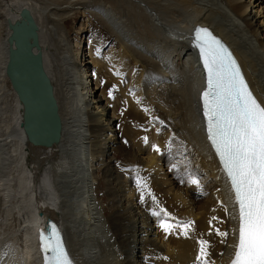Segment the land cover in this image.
<instances>
[{
    "label": "bare ground",
    "instance_id": "1",
    "mask_svg": "<svg viewBox=\"0 0 264 264\" xmlns=\"http://www.w3.org/2000/svg\"><path fill=\"white\" fill-rule=\"evenodd\" d=\"M149 1L151 6L148 9L150 13L147 15L146 12L148 17L141 13L142 10L139 11L141 14L135 13L136 10L134 12L133 8L130 9L131 6L129 11L124 10L131 13L132 19L129 17L128 23L132 26L135 24L133 28H136L139 35L133 34L127 29V23L116 17L121 14L118 3L116 7L109 4V8L97 7L96 14L99 19H96L98 23L101 21L104 24L109 35L117 43L116 50L110 47L108 51L111 58L114 56L113 60L119 64L115 67H121L118 72L120 79L121 74H129L126 83L128 96L122 94L123 98L126 101L129 99V103L132 100L133 111L149 119L147 127L151 130L164 131V134H167L166 130L170 128L166 122L163 129L158 125L157 113L171 122L172 133L169 137L174 141H184L180 157L191 163L198 175L195 176L201 184L202 192L200 195L201 190L191 184L177 186L174 170L168 168L167 160L162 164L165 155L154 149L147 150L143 142L130 158L132 167L140 174L136 175L133 181L136 187L139 186V190L135 188L137 191H134L135 189L125 181H115L109 173L104 175L111 185V192L115 193L118 189L123 195L122 198L110 195L107 197L110 198L111 204L104 218L99 206L94 203V184L89 186L87 183L86 170H89L91 182L94 181L92 164L88 161L92 159L88 158L91 154L90 146L92 145L93 151L100 155L99 160L95 158L98 160V166L108 165L111 160L106 157L104 162L101 158L102 155L110 153L107 149L112 147L117 138L114 132L119 130L115 127L119 122L126 127L124 118L119 120L121 116L118 115L121 114L115 112V102L105 98L104 89L107 83L103 86L102 97L100 84L92 75V71L97 68L95 70L99 80L101 74L107 79L105 68L108 67L105 59L100 57L101 53L97 55L99 49L94 51L95 48L91 45L87 47V52L85 43L81 40L78 50H71L67 42V54L65 53L62 59L58 56L56 60L59 65L57 62L56 67L51 64V71V58L46 51V38L42 28V15L48 16L47 11H44L46 8H36L25 1L10 0L4 11L0 12V32L4 33L0 43V79L10 91L7 92L13 99L15 117V133L10 135L9 140L13 138V143L10 150L6 147L8 152L2 146L5 143L1 145L3 138L0 139V182L3 178L15 176V171L18 178V189L12 191L10 188L12 192L8 189L5 196L3 191L0 192V210H5L9 215L15 212L13 220L18 222L17 231L24 236L25 244H19L20 248L24 249L26 264H40L37 257L38 246L32 240L31 230L35 227L44 228L48 216L54 218L65 234L71 257L76 264H200L197 260L199 240L209 241L206 249L211 264H228L234 252L235 230L238 225V221L233 218L236 215V206L219 164L198 124L195 90L200 70L196 65L195 55L184 41V35L186 30L200 24L211 28L215 34L227 41L238 56L258 100L264 104V11H261L264 7H260L264 0H178L179 3L174 0L177 4L168 2L169 0ZM109 2L113 3L112 0ZM118 2L120 3V0ZM59 4L61 5L62 1ZM169 4H172L171 7ZM23 7L30 10L38 25L44 69L53 85L59 107L61 135L59 142L51 147L33 145L27 141L20 126L21 105L4 73L8 48L6 39L9 34L7 22L17 19ZM169 7L175 8L176 14L171 23L181 22L178 27L166 20ZM52 13L51 18L55 20L56 15ZM48 31L50 32V29ZM61 43L62 41L61 46L65 44ZM67 58L70 60H66ZM76 61L80 63L76 64ZM145 66H149L148 69ZM146 71L148 74L147 77L144 76V82L141 79L138 83V73L143 75ZM133 72L136 75H133ZM160 80L166 82L160 84ZM111 108L114 116L109 114ZM166 125L167 129L164 128ZM150 139L158 140V137L150 132ZM118 149L119 147L116 150L113 147L111 152ZM10 156L17 158L13 166L7 163ZM5 182L0 183L1 190ZM143 184L150 189L147 199L143 197ZM154 194L157 197L153 196ZM25 210L27 217H20L19 213L23 215ZM162 220L173 225L167 234L160 227ZM189 220L194 223L185 236L182 228L177 225ZM216 229L229 232L230 235L222 238L216 234ZM131 239L133 241H130ZM20 240L22 241L21 237ZM130 242L132 246L129 249ZM13 258L14 256L5 261L4 256L0 259V264H8L9 260L12 262L10 264H22L18 256L14 262Z\"/></svg>",
    "mask_w": 264,
    "mask_h": 264
},
{
    "label": "rangeland",
    "instance_id": "2",
    "mask_svg": "<svg viewBox=\"0 0 264 264\" xmlns=\"http://www.w3.org/2000/svg\"><path fill=\"white\" fill-rule=\"evenodd\" d=\"M9 1L10 0H0V12L1 11H4V7L7 6V3ZM14 1L15 2L16 1H25V2H27V4L32 5V6L36 7V8H46V9H44V11H47L48 16L45 17V15H42L43 16V18H42L43 19L42 20L43 21L42 22V26L43 27L42 28L44 30L43 35L46 38V41H45V43H46L45 44L46 45V51L48 52V54L50 55V58H51V62H49L50 63L49 69L51 71L53 70L51 64H53V65L55 64V67H56L57 64L59 65L58 60H56V59H58V56H59L60 59H62V56H65L67 54L66 53V47H67V45L71 46V48H70L71 50H73L72 48H74L75 50L80 49V46H79V45H81V44H79V41L80 40H81V42H83V44L85 43V47H89V45L93 46L95 48V49L93 48L94 51L97 50V48H98L99 50H98L97 55L99 53H101L102 56H100V57H102L103 60L105 59V62H106V65L107 66L106 65H104V66L108 67V68H105V70L107 72V79H106V77H104L101 74V76H102L101 77V80L103 82L101 80H99V77H98V74H97V71H96V77H97V80H98V82L100 84L99 91H100V93L102 92V95H103L102 97H104V91H105V95H107L113 101V103L115 102V104L117 105L116 107H114V108H116L115 109V112L118 111V113L121 114V115H118L119 117L121 116L119 120H123V118H124V120H125L124 123H126V127H123L122 124H119L118 125L119 126L118 127L119 128V131H115L114 132V134L117 135V138L115 139L114 143H112L113 145H112L111 148L113 149V147H114L115 150H116V148L119 147V149L117 151H113V152H111V150H112L111 148L110 149H107V150H109L110 153L107 154L106 156L105 155H102V158L101 159H103L104 162H105L104 159H106V157H108L111 160L108 163V165L106 164L107 166L104 165V164L102 165L103 167L102 166H98V160L100 158V155L98 153H95L93 151V146L92 145L90 146L91 147L90 148V153L91 154L88 156V158L92 157V159L90 158L88 161H91V164H92L91 172L93 174V180L95 182L94 181L91 182V177H89L90 176L89 175V170H86V173L88 175L87 176V183H88L89 186L92 183L94 184L93 190L91 189L93 191V195H94V192L96 194V200H94L95 201L94 203L99 206V209H100L101 213L103 214L102 217L104 218V217L107 216L108 206H109V204H111V202L109 200L110 198L107 199V197H109V195H110L111 197L122 198V196H123L122 193L120 192L121 190H118L117 189V191L115 193H112L111 192V185L108 183L107 177L104 176V175H106L107 173H109L110 175H112V177L114 178L115 181H118V180L119 181H125L130 187L133 188V190L135 188L137 190H139V186L136 187L137 185H135L136 183L133 182V181H134L136 175H140V174L137 173V169L136 168L132 167L131 162H130V158H132V156L135 154L134 153L135 150L137 148H139L143 144V142H145V138H147V142H145L143 145H144V147L147 150H150V151L153 150V145H155L157 147H159L161 145V147H159L161 151H163L164 153L174 154V152L178 148H180L181 147V144H182L179 141H176V140L174 141L173 139H171V137H169L170 132L168 133V131H169L170 128H168L167 125L169 124V126H170V123L171 122H169L167 119L165 120V118H162L163 121H164L162 123L160 121H158V125H161L162 126V129H163V124L166 122L165 124H167V125L164 126V128L165 129L168 128L166 130L167 131L166 132L167 134H164V131L163 132H160L158 130L157 131H154V135L155 136L157 135L158 140H151L150 139V132H152V131L145 130L146 128H148L147 127V119H146V117H143L140 114H138L137 112L133 111V109H132V103H134L133 101H131L129 103V99H127V101H124L123 100L124 99L123 98L124 90L123 89H120V83H121V81H122L123 78H125L127 80L128 79L127 77H128L129 74L127 72L124 73L123 75L121 74V79H120V77H119L120 75L118 74V72H119V70H120L121 67H119V68H116L115 67L116 65H119V64L116 63L113 60L114 59V56H112V58H111V56L109 55V51H108L110 47L113 48V49H115V48L117 49V43L113 39V37H111L109 35V32L105 29L104 24L101 21H100V23H98V19L99 18L97 17V14H96L97 13V9H96L97 7H100V6L106 7L107 6L106 8H109V6H111V5H115V7H116V5L118 3L119 6H120V7L118 6L120 8L119 11L121 12V14L122 13H124V14H122V15L120 14V16L119 15H116V17H118L122 22L123 21L126 22L127 23V26H128L127 29L130 30L133 34L136 33V35H139V33L136 32L137 31L136 28H133V26H135V24L132 26L130 23H128L129 22V17L132 19L131 13L128 12L129 11L128 9L131 6L130 9L133 8L134 12L136 10L135 13L139 14L141 12L140 10H142L141 13H143V14L146 15V12H147V15H148L150 13L148 9L151 6V3H148V2H150L149 0H145L146 3H145L144 0H142V1H140V0H134V2L132 0H130L131 2H129V0H127V1L126 0H120L121 5L124 4L121 7V5L118 2V0H117V2H115V0H112L114 4L113 3H110L111 1L109 2V0H104V2H103V0H14ZM61 1H62V4L60 5L59 3ZM143 1H144L145 4L143 3ZM175 1H177V3H179L178 0H175ZM175 1L174 0H169L168 2H171V3L174 2V3H176ZM98 2L101 3V4H99ZM135 2H136V4H135ZM140 2H142V3H140ZM108 4H109V6H108ZM134 4L136 5V7H135ZM146 4H150V5H146ZM171 5L172 4H169L170 7H171ZM146 6H148V8ZM70 7L73 10L72 9L70 10ZM170 7H169V9H170V11L172 13L170 11L168 12V14L166 15V20L171 25H176L178 27L181 24V22H176L175 23V21H174L175 24L174 23H171V22H173L172 18H173V16H175V14H176L175 12L176 11H175V8L172 7V9H171ZM260 7H264V2H263V4H261ZM121 8H123V9H121ZM124 10H128V11H125L124 12ZM261 11H264V9H261ZM50 12L51 13L53 12L54 15H56V17L54 15H52L53 17H55V20L51 18V15H50L51 13ZM127 12H128V14H127ZM96 18H98V19H96ZM91 24H95V26L97 27V36H94V39H95V41H96L97 44H94L93 41H91L90 36H88L89 35V32L94 30V27ZM102 26H104V27H102ZM47 28L50 29V32L48 31ZM86 36L88 38H86ZM98 36L100 37V42H103V45L102 46H100V44H98V41H99ZM3 37H4V33L3 32H0V43H1V40H2ZM84 37H85V39H83ZM87 39L89 41V44H87ZM109 39H111V40H109ZM60 41H62V43H65V44L63 46H61L60 45ZM67 42H68V44H67ZM70 43H72V44H70ZM72 45H75V46L73 47ZM100 47H102V50H100ZM61 49H63V50L65 49V50L63 51ZM87 52H88V50H87ZM82 53L84 54L85 52H82ZM85 59H86V57H85ZM66 60H70V59L67 58ZM56 62H57V64H56ZM78 63H80V61H76V64H78ZM70 65L72 66L71 62H70ZM109 66H110V68H109ZM148 67L149 66H147V67L145 66V68H147V69H148ZM114 68H115V71H113ZM95 69H97V68H95ZM132 70H134V68H132ZM134 72H133V75L135 74ZM146 74H148L147 71L143 75H142V73H138V75H137V80L138 81L137 82L138 83L141 82V79L143 80V78H145L144 76H146ZM150 81H151V79H150ZM160 81H161L160 84H163V82L164 83L166 82V81H162V80H160ZM143 82H144V80H143ZM94 83H93V87H94ZM106 83H107V87L103 91V86ZM160 84H158V85H160ZM122 88H124V85H123ZM110 90L112 92V96H109V91ZM7 91H9V90L6 87V83L4 84L1 81V79H0V139L3 138L1 145L5 143L4 145H2L3 148L5 147V149H6V147H7V149L10 150L12 148V143H13L12 142V139L13 138L10 139L11 141L9 140V138H11L10 137L11 133H15V128H14V118L15 117H14L13 105H12V100L13 99H12L10 93H9L10 91L9 92H7ZM94 93H93V95H94ZM120 99H122V100H120ZM109 114L112 115V116H114L113 115L112 108L109 110ZM8 127H9V129H8ZM143 127H145V128H143ZM157 129H158V127H157ZM118 132H119V135H120L121 138H119ZM155 132H156V134H155ZM166 137H168V139H166ZM6 138H7V140H6ZM138 140H141V141H138ZM5 141L6 142L9 141V142H7V144H6ZM154 142H156V143H154ZM6 145H10V146H6ZM182 148H184V146ZM103 150L106 151V149H103ZM165 150H166V152H165ZM7 152H8V150H7ZM95 158L98 159V160H96ZM175 160H177V158L174 159V161ZM181 160H183V159L182 158H179L178 159L179 162L175 163V165H174L175 168L182 167V166H186V163L183 162V161H181ZM118 161H121L122 162V167L124 169H126V170L129 171V173H128V177L129 178H127L126 176L124 177V176H122V174L119 173V170H118L119 168L117 167ZM164 161H166L165 158L162 161V164H165ZM174 161H172V162H174ZM16 162H17V158L14 157V156H10L8 158V160H7V163L10 166L15 165ZM22 170L25 171L24 168H22ZM113 172L116 173V174H114ZM14 173H15V176L10 177V178L9 177L3 178L2 181H1V182L6 181L5 182L6 183L5 186L2 187V190H1V187H0V192L2 193V191H3V193H5L3 196H5L6 193L8 194L7 191H8V189L10 190V188H11L12 191H14L15 189H18L17 172L15 171ZM183 175H182V180H184V181L187 180L188 179L187 169H185ZM46 176H47V174H46ZM101 176H104V178L102 179ZM14 178H16V179H14ZM47 178H48V176H47ZM89 178H90V180H89ZM110 178L111 177H108V179H110ZM127 181H129V182H127ZM11 182H12V184H11ZM46 182H47V179H46ZM177 186H181V185L178 183ZM182 186H184V185H182ZM5 187H6V189H5ZM48 188H50V187H48ZM91 188H92V185H91ZM136 189L134 191H137ZM143 189L145 190L144 193H143V197L145 199H147V196H148V193H149L150 189L148 188V186L146 184H143ZM41 190H42V188H41ZM108 190H110V191H108ZM42 191L45 192L44 189ZM92 191H91V194H92ZM152 192H154V191H152ZM201 192H202V190L199 191L200 195H201ZM9 196H12V195H9ZM153 196L157 197L155 194ZM0 197H1V195H0ZM151 200H153V199H151ZM3 212H4V214H2ZM21 215L22 214L19 213V216L20 217H25L26 218L27 217L26 216L27 215L26 210L23 212V215L22 216ZM14 216H15V212L12 213V214L10 213V215H9V213L5 212V210H3V211L0 210V229L3 231V234L7 236L6 238L1 239L2 234H0V259L5 256L6 257L5 261H6L7 259H9L12 256H14V258H13V262H14V261H16L18 259L17 258V256H18L20 258V260L22 261V264H26L24 249L23 248H20V244H23V245L25 244L23 242V240L22 241L20 240V237L22 239V237L24 238V236L22 234H20V232L17 231L16 225L18 224V222L17 221L14 222V220H13L14 219L13 218ZM18 237H19V239H18ZM130 241H133V240L131 239ZM131 246H132V243L130 242L129 249L131 248ZM10 263H12V262L9 260L8 261V264H10Z\"/></svg>",
    "mask_w": 264,
    "mask_h": 264
},
{
    "label": "snow or ice",
    "instance_id": "3",
    "mask_svg": "<svg viewBox=\"0 0 264 264\" xmlns=\"http://www.w3.org/2000/svg\"><path fill=\"white\" fill-rule=\"evenodd\" d=\"M196 40L207 74L201 100L208 139L230 178L237 209L231 264H264V104L250 90L232 54L208 29H197ZM153 148L159 151L157 146ZM192 183L199 184V180L194 178ZM193 223L183 221L177 226L187 236ZM160 227L167 234L173 225L162 220ZM216 234L222 238L230 235L219 229ZM40 240L42 250L51 253L45 256V264H71L54 225L51 236L41 233ZM198 244L197 260L211 264L206 249L209 241L199 240Z\"/></svg>",
    "mask_w": 264,
    "mask_h": 264
},
{
    "label": "water",
    "instance_id": "4",
    "mask_svg": "<svg viewBox=\"0 0 264 264\" xmlns=\"http://www.w3.org/2000/svg\"><path fill=\"white\" fill-rule=\"evenodd\" d=\"M7 22L5 76L22 110L21 129L33 145L51 147L60 140L61 118L54 88L43 65L38 25L29 9Z\"/></svg>",
    "mask_w": 264,
    "mask_h": 264
}]
</instances>
